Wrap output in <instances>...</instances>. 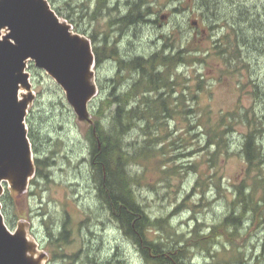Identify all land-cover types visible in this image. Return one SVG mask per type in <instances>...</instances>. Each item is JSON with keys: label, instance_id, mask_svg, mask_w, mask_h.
<instances>
[{"label": "rangeland", "instance_id": "374dc122", "mask_svg": "<svg viewBox=\"0 0 264 264\" xmlns=\"http://www.w3.org/2000/svg\"><path fill=\"white\" fill-rule=\"evenodd\" d=\"M46 1L60 21L90 42L92 48L95 46L92 35H96L97 42L108 35L111 41L118 39L119 51L126 58L150 57L162 47L163 36L171 38L170 43L177 39L175 48L192 42L194 46L213 49L217 40L222 41L228 35L232 43L239 44L240 57L232 66L213 55L204 65L198 63L179 71L190 81L183 86L182 78V87L177 90L186 91L185 87L189 85L191 92L198 96V100L186 102L191 109L195 106L198 114L204 110L214 119L230 114L237 118L233 132L227 137V150L217 157L215 164L209 162L214 148L203 150L204 136L198 128L202 117L178 113L165 126H157L154 138L161 141L156 150L165 148L164 154L158 153L148 167L132 168L134 175L142 174L143 184L137 195L153 220L171 217V224L179 235H185V239H190V231L197 223L202 225L203 234L209 233L235 210L236 186L248 181L249 176V165L241 146L248 133L257 127L262 129L257 144L262 147L264 159V128H260V123L264 127V98H259L254 91L256 85L264 91V0H146V7L154 14L139 26L127 29L119 38L116 26L108 23L126 15L129 4L135 0H107L110 10H105L95 20L92 14L86 15L83 5L97 0ZM190 39L192 41L188 42ZM228 41L224 40V43L228 44ZM26 72L31 88L22 89L19 97H31L26 125L33 160L50 164L47 167L49 177L38 178L36 169L25 188L4 183L2 197L6 198V203L0 201L9 229L12 232L21 229L25 233L31 247L29 254L37 264H88L84 260L87 256L96 258L98 264H147L138 246L125 237L98 198L88 138L91 125L79 119L64 89L48 72L38 68L32 60H28ZM117 72L118 63L114 59L92 69L90 80L97 88L89 103L93 121H96L95 112L102 100L109 98L110 87L118 78ZM198 75L205 79L201 90L195 87ZM134 77L138 79L137 72ZM188 98H191L189 94ZM114 109L108 110L107 122ZM246 116L257 122L248 125ZM30 133H33L32 138ZM146 140L140 126L125 139L127 145H132L130 150L145 146ZM260 169L264 174V167ZM169 170L171 172L166 174ZM202 174L207 187L199 186L194 190ZM256 174L258 171L252 169L251 176ZM203 188L207 189L205 194ZM260 195H263L262 191ZM179 206V211L174 214ZM67 217L71 233L64 244L57 238L59 227ZM242 224L235 245L244 253L248 264H256L257 260L264 264V222L259 225L250 214ZM157 237L179 241L176 236L168 239L163 233H152L153 239ZM211 247L217 254L226 250V256L232 244L220 237L212 241ZM193 254L188 264H216L219 260L198 248ZM74 255H78L77 258H73Z\"/></svg>", "mask_w": 264, "mask_h": 264}, {"label": "trees", "instance_id": "16d2710c", "mask_svg": "<svg viewBox=\"0 0 264 264\" xmlns=\"http://www.w3.org/2000/svg\"><path fill=\"white\" fill-rule=\"evenodd\" d=\"M93 4L95 5L91 9ZM108 6L107 0H97L95 3H90V5L87 2L83 5V8L87 10L86 15L92 14L95 20L100 15L102 16L105 10H110ZM146 6V0H135L129 4V12L126 15L109 21L108 25L116 26L117 38L123 36L127 29L132 26H139L147 17L154 14L151 8ZM91 37L95 44L93 51L97 67H100L106 60L111 61L114 59L118 63V77L126 72L122 80H127L128 76H132L135 81V72L138 73V80L132 84L127 83V86H121L119 82L115 83L114 81V84L110 87L109 98L102 100L98 106L95 112L96 121H94L93 126H90L88 132V138L91 142V167L93 179L97 186L98 198L106 206L112 221L118 224L128 240L138 246L147 264H188L194 255L193 250L197 248L202 252H207L209 257L219 259L216 264H248V261H245L244 253L240 252L235 245V241H238V236L242 230L241 225L250 214L257 219L259 225L264 222V174L260 169L261 166L264 167V159H262L261 154L262 147L257 144L258 134L262 133V129L253 127L252 129L255 128V130L248 133L245 142L241 146L242 154L249 165V176L248 181L236 186L235 210L230 212L221 223L213 226L207 234H203L202 225L197 223L190 231L192 238L185 239V235H179L177 229L171 224V217L153 220L146 213L137 195L138 189L143 184L142 174L136 173L134 175L132 171L134 167L150 166L153 158L158 153L164 154L165 148L160 151L156 150V146L161 141L159 138H154L157 134L155 133L158 130L157 126H165L178 113H188L196 117H202L199 120L200 125L198 128L202 130L204 136L205 146L203 150L214 148L209 160L212 165L215 164L217 157L227 150V137L236 126L235 121L237 118H235V115L230 114L214 119L209 116L211 113H204V110L198 114L195 106L191 109L186 103L189 100H198L196 93L191 92L189 85L185 87L186 91H179L177 88L182 87L180 81L182 78L185 83L183 86L190 81L185 73H179L182 67L206 63L208 58L210 59L213 55L220 56L225 65L232 66L240 57L241 47L239 44L232 43V39L228 35L223 38L225 41L229 40L228 44H225L224 40H217L213 49L201 48L198 45L194 46L192 42H189L192 39L188 40L189 43L185 46L179 45V48H175L177 39L170 43L171 38L163 36L164 42L160 51L150 57L126 58L119 51L118 39L111 41L106 35L101 42H97L96 35ZM193 41L196 42V40ZM132 73H134V76ZM196 81L195 87L201 90L205 79L198 75ZM121 90H125V93L121 94L119 92ZM188 94L191 98H188ZM113 107L115 109L111 113L110 122H107L108 116L106 114ZM203 118H206V120L204 121ZM246 120L250 126L257 122L251 118L247 119V116ZM106 123L109 125H106ZM137 126L142 128L144 135L147 137L146 145L130 150L132 145H127L125 139ZM260 128H264L263 123H260ZM32 134L30 133V138L33 137ZM35 165L37 177L48 179L47 167L50 164L37 159ZM252 169L257 170L258 174L251 176ZM170 172L171 170L165 173ZM250 179H252V183H250ZM204 180L205 175L202 174L194 190L199 186L206 188ZM205 188L202 189L203 194L206 193L207 189ZM260 191L263 192L262 196ZM1 201L6 203V198L2 197ZM180 207L173 213L176 214ZM59 229L57 241L62 240L66 244L71 233L68 217L64 219ZM154 232L163 233L168 239L176 236L179 241H170L164 237L153 239L152 233ZM220 237H225L232 244V249L228 248L230 251H227L226 256H224L226 250L219 254L213 253L211 250L212 241ZM77 256L74 255L73 258H77ZM117 256L118 254L115 255V258ZM86 258L84 260L88 264H98L96 258L90 256ZM259 262L257 260L256 264H259Z\"/></svg>", "mask_w": 264, "mask_h": 264}, {"label": "water", "instance_id": "95a60500", "mask_svg": "<svg viewBox=\"0 0 264 264\" xmlns=\"http://www.w3.org/2000/svg\"><path fill=\"white\" fill-rule=\"evenodd\" d=\"M4 30L9 33L2 38ZM28 60L60 84L80 120L94 125L89 103L97 91L90 80L96 57L90 42L61 23L46 0H0V198L4 183L25 188L36 170L26 125L31 97H19L31 88ZM30 248L21 229H9L0 201V264H37Z\"/></svg>", "mask_w": 264, "mask_h": 264}, {"label": "bare ground", "instance_id": "6f19581e", "mask_svg": "<svg viewBox=\"0 0 264 264\" xmlns=\"http://www.w3.org/2000/svg\"><path fill=\"white\" fill-rule=\"evenodd\" d=\"M181 1V0H180ZM177 11H178V9H177ZM151 16V15H150ZM147 19V18H146ZM60 20V19H59ZM61 23H63L62 21H60ZM6 30H4V32L2 33V38H4L5 36H7V33L5 32ZM158 51H160V50H158ZM157 51V52H158ZM156 53V52H155ZM133 74V73H132ZM124 75H126V74H122V75H120L116 80H115V83H117V82H119L120 84L119 85H126L127 86V83H129V84H132V83H134L136 80H138V79H135V81H134V79H132V76L131 77H129L127 80H122L123 78V76ZM117 76H118V72H117ZM125 81H127V83L125 82ZM114 84V81H113V83H112V85ZM119 88V87H118ZM23 92V90L21 89V91H20V93H22ZM119 92H121V91H119Z\"/></svg>", "mask_w": 264, "mask_h": 264}, {"label": "flooded vegetation", "instance_id": "af4514ba", "mask_svg": "<svg viewBox=\"0 0 264 264\" xmlns=\"http://www.w3.org/2000/svg\"><path fill=\"white\" fill-rule=\"evenodd\" d=\"M127 83V82H126ZM256 88H257V90H254L255 91V93H257L258 94V96H259V98H263L264 97V91H261V89H262V87H260L259 85H256ZM125 90H121V94H124L125 92H124ZM262 94V95H261Z\"/></svg>", "mask_w": 264, "mask_h": 264}]
</instances>
